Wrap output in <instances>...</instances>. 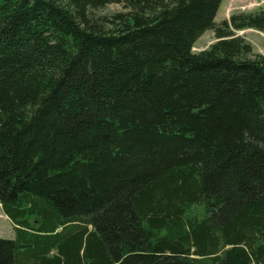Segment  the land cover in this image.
<instances>
[{"label":"trees","instance_id":"16d2710c","mask_svg":"<svg viewBox=\"0 0 264 264\" xmlns=\"http://www.w3.org/2000/svg\"><path fill=\"white\" fill-rule=\"evenodd\" d=\"M222 2L0 0V264H264V11Z\"/></svg>","mask_w":264,"mask_h":264},{"label":"rangeland","instance_id":"374dc122","mask_svg":"<svg viewBox=\"0 0 264 264\" xmlns=\"http://www.w3.org/2000/svg\"><path fill=\"white\" fill-rule=\"evenodd\" d=\"M262 10L264 11V0H223L217 12L215 22L219 23L223 20H228L230 15L236 13H249ZM120 4H109L104 8L96 10L94 15L97 17L110 18L112 15L120 12H125ZM237 36H241L248 41L255 54H260L264 57V31H256L247 29L243 31H235ZM215 42V37L212 31H206L194 44L193 53H198L207 49ZM14 228L11 222L3 215L0 207V239H13Z\"/></svg>","mask_w":264,"mask_h":264}]
</instances>
